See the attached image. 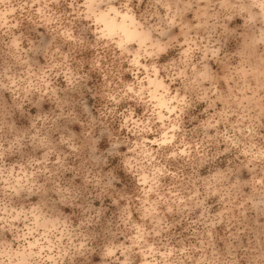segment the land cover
I'll list each match as a JSON object with an SVG mask.
<instances>
[{
  "label": "clouds",
  "instance_id": "clouds-1",
  "mask_svg": "<svg viewBox=\"0 0 264 264\" xmlns=\"http://www.w3.org/2000/svg\"><path fill=\"white\" fill-rule=\"evenodd\" d=\"M0 264H264V0H0Z\"/></svg>",
  "mask_w": 264,
  "mask_h": 264
}]
</instances>
